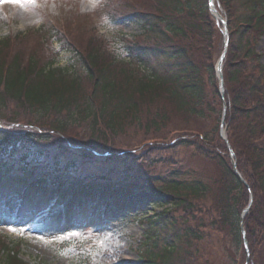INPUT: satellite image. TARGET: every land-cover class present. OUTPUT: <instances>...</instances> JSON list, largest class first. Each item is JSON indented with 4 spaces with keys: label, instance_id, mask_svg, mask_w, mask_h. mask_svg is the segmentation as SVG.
Returning a JSON list of instances; mask_svg holds the SVG:
<instances>
[{
    "label": "trees",
    "instance_id": "obj_1",
    "mask_svg": "<svg viewBox=\"0 0 264 264\" xmlns=\"http://www.w3.org/2000/svg\"><path fill=\"white\" fill-rule=\"evenodd\" d=\"M219 2L230 31L224 66L226 133L237 169L253 192V204L244 219L248 264H264V67L251 55L264 33V6L262 0ZM206 3L207 0H112L104 4L103 9H128L142 21L143 34L124 47L128 59L108 52L95 30L69 19L60 23L44 18L36 29L0 39V119L13 122L27 116V123L37 122L28 120L29 113H20L15 107L32 109L36 117H47L37 125H49L62 133L77 125L83 134L89 133L92 140L99 138L103 143L107 137L113 139V135L127 133L128 127L155 132L165 129L167 123H188L206 117L215 121L216 104L219 107L221 103L212 62L219 33ZM235 11L245 12V25L236 24L239 16L234 15ZM53 41L60 43V50L79 51L63 68L54 67L58 58ZM78 61L82 66L75 69ZM131 61L145 68L142 77L130 68ZM117 89L127 93L117 97ZM11 99L15 102L13 108ZM93 101L97 110L92 107ZM208 101L213 102L209 114L205 111V106L211 105ZM169 104L174 106L175 116L167 111ZM217 127L216 120L215 188L190 172L187 177L176 171L175 180L163 181L159 189L165 190L166 202L172 207L151 219L150 233L157 231L159 235L158 241L153 242L160 246L155 245L158 253L150 249V253L145 251L147 262L130 264H210L204 259L206 244L203 248L196 246L204 237L198 231L202 232L201 228L208 224L221 226V235H231L236 245L241 244L239 215L248 194L232 170ZM201 134L197 129L191 132L195 137L191 146L198 141L209 143L205 142L209 134ZM26 135L18 149L0 160V198L24 187L25 201L38 203L45 195L75 196L81 193V184L87 183L98 190V197L93 196L91 204L111 197L122 207L125 200H131L136 182L128 169L122 180L114 182L110 181L113 168H109L100 175L102 183L96 181L94 174L80 175L74 158L66 161L67 169H62L57 162L60 154L67 152L59 142L53 145L59 151L54 164L45 156L39 166H29L28 158L33 156L34 161L37 156L46 155L52 142L42 132ZM9 136L0 130V149L5 142L20 137ZM178 142L187 143L185 138L175 144ZM207 199H211L210 204ZM1 239L2 264H29L14 250L18 244H4ZM34 264L48 263L39 260Z\"/></svg>",
    "mask_w": 264,
    "mask_h": 264
},
{
    "label": "rangeland",
    "instance_id": "obj_2",
    "mask_svg": "<svg viewBox=\"0 0 264 264\" xmlns=\"http://www.w3.org/2000/svg\"><path fill=\"white\" fill-rule=\"evenodd\" d=\"M100 1L36 0L35 6L33 5L34 0H0V38L18 31H24L36 25L43 12H46L44 13L46 17H50V15L55 17L59 15L74 17L77 12L74 9L75 7L81 11L91 12L98 7ZM215 6L219 7L216 2ZM219 9L221 8L219 7ZM221 15L222 17L225 15L223 9H221ZM234 15L239 16V20H244V15L240 11H235ZM114 18L117 19L115 25L109 26L106 23H99L100 33L108 36L114 32H120L123 35L131 36L140 33L142 30L139 24L133 18H130V10L128 9L117 8ZM77 22L85 27L83 21L78 20ZM88 25L90 26L91 24ZM219 36L220 34H217V37ZM114 41L115 39H112L111 44H114ZM217 44L218 49H221V39L217 41ZM254 49L264 52V36L255 44ZM68 57L69 55L63 54L61 62H65ZM262 61H264V58ZM126 93L124 90L117 89L115 96L123 97ZM166 108L171 115L175 116V109L172 104H169ZM216 114L217 117L215 119L218 121L219 114ZM216 120L206 117L201 121L191 120L188 123H167V128L156 132L132 131L128 127V130L131 131L117 136L113 141L112 148H115L118 154L135 158L132 163V177L138 178L141 185L147 186L148 184L150 189H152L149 185L150 183L152 186L160 187L165 180L173 178L175 180L176 171L184 172L187 177L188 172L192 175H200L204 178L205 183L209 184L211 188H215L213 181L216 178L214 171L215 155H217L215 150L217 148ZM5 129L10 131L11 134L20 133L23 130L21 127H5ZM196 129L202 133V136H205L204 134L207 132L213 143L207 144L198 141L194 146H191L190 144L195 142V137L191 135V132ZM182 135L188 144L185 142L175 144L176 139ZM50 136L52 141L57 138L56 135L50 134ZM82 136V132L79 129L71 128L70 136L62 134L59 137L67 140L70 137L75 139L71 141V144L76 147V154L80 156L84 150H81L78 140ZM255 144L257 145V143ZM53 154H47V159L51 160ZM91 165L94 166L95 164L91 163ZM97 167L99 165H95L94 168ZM159 190L154 192L141 190L137 193L134 207L130 206L120 211H110L109 215L113 219L112 226L91 228L89 223H87L82 228L77 229L76 237L71 240L75 241L68 246L60 245V238L63 233H66L72 227L71 212L72 210L74 212V206L71 201L59 208L63 211V216L69 218L65 227H60L58 224V227L50 229L48 228L50 222L45 221L31 230L27 226L28 222L25 221V224L16 227L18 234H13L8 230V232L5 231L9 225H5L4 219L0 218V231H5L2 233L7 235L5 236L7 238H3L1 241L4 244H11L14 243V240H20V244L14 250H20L19 257L30 263L40 259L49 264H122L129 259L135 258L134 251L131 249V240L142 235L147 225L140 222H131L132 219H130V222L126 220L121 222V219L127 216L136 219L141 216H151L162 208L167 207V205L162 207L154 206L155 202L161 200V197L157 195ZM210 202L211 199H207V203L210 204ZM56 212L53 216H57L58 213ZM78 215L79 213L76 211V216ZM206 226L202 230V235L205 236L207 241L206 243L203 242L202 245L206 244L207 252H210L209 255H206L207 261L210 264H233L234 255H237V246L232 236L230 235V240V237L226 234L221 235L223 234L221 226L209 224ZM91 243L95 244V246ZM88 245L92 246L88 247ZM199 246L201 247V244ZM242 254H245V251L241 252V256ZM244 259L245 257L242 258L241 264H244ZM2 260L1 254L0 264H2Z\"/></svg>",
    "mask_w": 264,
    "mask_h": 264
},
{
    "label": "water",
    "instance_id": "obj_3",
    "mask_svg": "<svg viewBox=\"0 0 264 264\" xmlns=\"http://www.w3.org/2000/svg\"><path fill=\"white\" fill-rule=\"evenodd\" d=\"M211 1H212V0H209V3H210V4H211ZM225 47H226V44H225V46H224L223 54H224V52H225ZM223 54H222V55H223ZM219 88H220V94L222 95L221 91L223 90V85H222V81H221V79H219ZM224 112H225V106H223V116H222L221 124H220V127H221V128H222L223 123H224ZM222 137L224 138L225 143L227 144V148H228V151H229V157L232 158V156H233V152H232L230 146L228 145V143H227V139H226L225 134H224L223 132H222ZM232 165H233V170L236 172V169H235V162H234V161H232ZM251 202H252V197L250 196V197H249V203H248L247 207L244 209V211H243V213H242V216H243V215L245 214V212L248 210V208H249ZM240 224H241L240 226L242 227V220H241ZM245 244H246V243H245Z\"/></svg>",
    "mask_w": 264,
    "mask_h": 264
}]
</instances>
